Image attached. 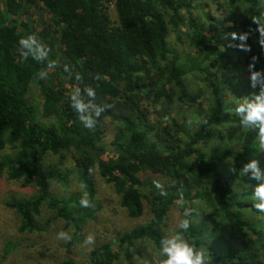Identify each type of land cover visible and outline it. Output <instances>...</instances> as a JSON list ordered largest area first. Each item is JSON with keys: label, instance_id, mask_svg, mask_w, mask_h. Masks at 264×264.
Returning a JSON list of instances; mask_svg holds the SVG:
<instances>
[{"label": "trees", "instance_id": "obj_1", "mask_svg": "<svg viewBox=\"0 0 264 264\" xmlns=\"http://www.w3.org/2000/svg\"><path fill=\"white\" fill-rule=\"evenodd\" d=\"M107 1H112L115 20L108 16ZM209 1L194 5V0H0V150H12L0 155V174L22 187L38 183L31 196L4 202L18 217L17 231H41L36 217L45 205L54 218L73 227L76 237L101 208L95 199V173L113 187L128 217L142 214L143 201L151 214L146 223L93 246L87 263L66 258L58 264H114L120 258L142 256L138 240L156 249L165 235L163 220L172 206H180L181 192L183 206L196 209L186 236L208 250L212 264H260L264 214L253 208L248 191L258 181L238 175L256 152V132L239 126L231 141L221 125L234 120V71L243 69L250 76L253 56L258 58L255 69L264 70L258 32L249 36L251 50L245 54L236 47L239 40L224 34L234 27L236 17L239 33L254 30L250 18L262 9L260 0H223L217 6L226 8L232 25H221ZM26 7L46 12L47 22L22 16ZM30 34L51 48L49 59L58 62L46 80L33 79L46 61L21 62L16 51L18 41ZM65 64L74 66L71 75L63 71ZM75 72L82 81L75 79ZM97 74L102 79L95 80ZM197 82L196 88L190 87ZM85 85L96 87L97 102L114 105L94 129L85 128L70 107L71 90ZM225 87L233 88L232 99L225 96ZM205 95L209 101L203 113L196 112L195 123L175 110L170 115L177 103L201 101ZM144 100L156 107L157 120L147 118ZM106 118L113 123L107 146L102 143ZM47 158L54 164L46 163ZM67 160L69 167L64 166ZM73 172L78 185L87 184L93 208L80 206V188L56 197L50 194L51 182L67 187ZM154 180L161 182L166 197L158 195ZM13 245L6 243L2 254Z\"/></svg>", "mask_w": 264, "mask_h": 264}, {"label": "rangeland", "instance_id": "obj_2", "mask_svg": "<svg viewBox=\"0 0 264 264\" xmlns=\"http://www.w3.org/2000/svg\"><path fill=\"white\" fill-rule=\"evenodd\" d=\"M223 0H211L210 3V12L212 15H217V20L221 25H232V20L227 18L224 11L226 8L222 5L218 8L217 3H221ZM198 0H194V5H198ZM106 6V11L110 20H115V11L113 8L112 1L104 2ZM203 2H201V5ZM22 16L34 19L39 21V19L45 20L47 22L48 14L41 9H35L33 7H26L25 11L22 12ZM239 17H236L234 21V27L226 30L225 34L236 32L237 22ZM35 25V23H34ZM47 25L52 29L50 23ZM36 26V25H35ZM53 31V29H52ZM53 33L56 35L55 31ZM222 39H228V36H224ZM245 54L246 52L242 50ZM244 70H235L234 75L236 76V92L237 99L240 97L248 95L250 92H253L254 89L250 87L249 76L243 72ZM202 84H199L201 86ZM198 82L191 84V88H196ZM232 87H225V96H231ZM202 91V89H200ZM33 98L37 97L34 91ZM32 98V99H33ZM230 98V97H229ZM35 100V99H34ZM209 97L205 95L201 101H194L190 103H182L174 105L172 112L178 111L179 114L184 115L188 123H195L198 120V112L201 114L205 109L206 103H208ZM232 101V100H230ZM235 101V100H234ZM147 100H144L142 103L146 105L147 108V118L150 121H155L158 119L156 112L152 105H147ZM234 104V102H233ZM197 112V114H196ZM235 117V118H234ZM234 120L226 124L223 123V131L228 133V137L231 141H234V134L239 128L238 118L233 115ZM180 119V117H179ZM106 125L103 132L102 143L108 145L113 135V123L109 119H105ZM164 121V120H163ZM234 121V122H233ZM230 130V131H229ZM212 141V140H211ZM12 150L8 147L0 150V155L10 153ZM108 153V152H107ZM105 155V154H104ZM258 157L256 152L251 155L247 162L251 159H257L260 162V167L264 169V154H260ZM46 163L54 164L53 159H46ZM70 162L68 160L65 162L64 166L69 167ZM94 183H95V199L100 203V210L93 213L92 217L86 220L81 226L80 230L76 232V237L73 236V227L66 226L60 218H54L52 210L48 209L43 205L40 209V214L36 217V220L43 226L42 230L39 232H18L17 226L19 220L13 209L5 205V200L10 197L14 198H27L35 193L38 183L34 181L31 185L22 187L17 180H8L5 178V174H0V264H58L60 261L71 258L75 262L87 263L88 253L90 251L89 247H82V243L86 238L89 232H94L96 234V245H100L104 242L112 241L115 237L121 234L124 231H127L134 226L142 225L148 221L151 214L149 212L148 206L143 201L142 214L136 218H130L126 215V212L123 208L120 207L118 202V195L114 192L113 187L110 184L105 183L98 175L94 174ZM159 181H167L166 177H160ZM79 190V185L75 181L74 172L69 177V184L67 187H62L56 182H51L49 185L50 194L54 197L60 196L62 194H68L73 191ZM252 192V189L248 190ZM79 216V214H75ZM182 218V211L180 206H172L167 212L165 219L163 220V225L161 229L166 234L168 230H174L175 224L178 220ZM264 221V218H262ZM67 231L72 236L71 243L69 244L70 251L66 253L65 245L63 241L56 239V234L59 231ZM8 242L13 243L14 245L7 254H2V249L4 245ZM136 245L139 247L142 256L132 255L128 259L120 258L119 261L114 264H144V261H148L149 264H159L158 257L155 255V249L151 243L138 240ZM113 250H117V246L113 247Z\"/></svg>", "mask_w": 264, "mask_h": 264}, {"label": "clouds", "instance_id": "obj_3", "mask_svg": "<svg viewBox=\"0 0 264 264\" xmlns=\"http://www.w3.org/2000/svg\"><path fill=\"white\" fill-rule=\"evenodd\" d=\"M259 8L262 9L259 11V14L253 15L250 18L251 23L256 25L254 30L250 29L241 33H231L233 39L240 41L236 47H239L241 50H251L250 45L246 42L252 31L259 33L258 43L264 48V0H260ZM16 51L21 58V62L27 61L29 58L37 62L46 61V66L36 72L33 79L46 80L49 71L58 67L56 60L49 59L51 48L39 41L35 35L30 34L22 37L18 41ZM257 59L256 56L252 57V62L248 65V71L250 73V87L252 89L258 88V91L250 92L248 95L235 100V107L230 111L238 118L239 125L242 128L252 129L256 132V152L264 154V70L255 69ZM63 71L71 75L75 71V68L74 66L65 64ZM93 78L100 80L102 76L97 74ZM75 79L82 81L83 77L79 72H75ZM69 99L71 109L77 114V118L87 129H94L102 114L114 107L113 104L105 101L97 102L96 87L91 85H85L83 88L79 86L74 87L69 94ZM200 122L206 124L207 120H201ZM231 170L235 172L236 168L232 167ZM88 173L90 175L93 174L94 168L90 167ZM238 175H250L251 179L258 181L250 194V199L257 213L264 214V169L260 167L259 160L251 159L247 163H244ZM153 184L158 190V195L161 197L167 196V192L164 190L161 182L154 180ZM248 187L251 186L248 185ZM79 188L82 193L79 201L80 206L93 208L94 204L89 197L87 184L81 182ZM183 199V193L181 192L179 204L183 207L182 218L175 224L174 230H168L161 237L159 246L155 249V255L158 257L159 264H212V258L209 256L208 250L204 246L197 247L186 236L193 223L192 217L196 209L184 207ZM56 239L67 243L72 240V236L69 232L61 230L56 234ZM95 243L96 234L89 232L81 246L91 249ZM259 260L260 264H264V253L260 254ZM144 264H149V262L144 261Z\"/></svg>", "mask_w": 264, "mask_h": 264}]
</instances>
